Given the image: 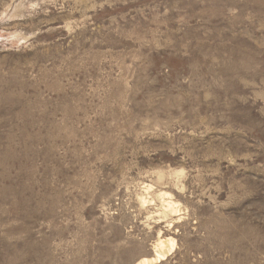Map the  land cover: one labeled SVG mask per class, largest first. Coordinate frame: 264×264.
<instances>
[{"label": "rangeland", "instance_id": "rangeland-1", "mask_svg": "<svg viewBox=\"0 0 264 264\" xmlns=\"http://www.w3.org/2000/svg\"><path fill=\"white\" fill-rule=\"evenodd\" d=\"M160 235V264H264V0H0V264Z\"/></svg>", "mask_w": 264, "mask_h": 264}, {"label": "bare ground", "instance_id": "bare-ground-1", "mask_svg": "<svg viewBox=\"0 0 264 264\" xmlns=\"http://www.w3.org/2000/svg\"><path fill=\"white\" fill-rule=\"evenodd\" d=\"M165 201H163V203ZM166 203L167 204H165L166 209H165V213H164L165 217H167V215H170V214L176 215V216L179 215L180 210H178L179 206L176 203H173L171 201H168ZM145 204H146V202H145ZM176 219H179V218H176ZM173 221L174 220L170 221L169 225L170 224L172 225ZM179 222L180 221L178 220L174 224L175 225L179 224ZM155 244H156L155 245V256L153 257V259L144 258L141 261V263L139 262V264H160V263L166 261L167 255L170 254L176 248L175 239L171 236L166 238L164 235H160Z\"/></svg>", "mask_w": 264, "mask_h": 264}]
</instances>
